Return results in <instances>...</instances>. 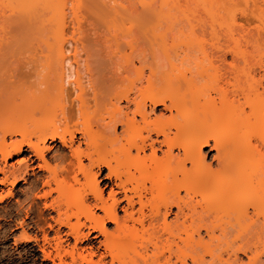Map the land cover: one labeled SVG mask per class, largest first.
Masks as SVG:
<instances>
[{"label": "bare ground", "instance_id": "bare-ground-1", "mask_svg": "<svg viewBox=\"0 0 264 264\" xmlns=\"http://www.w3.org/2000/svg\"><path fill=\"white\" fill-rule=\"evenodd\" d=\"M66 1L0 0V186L31 193L0 247L34 244L49 264H264L263 28L137 0L136 28L184 21L182 50L174 36L155 51L162 34L123 45L115 1L96 0L83 14L71 6L66 39ZM249 12L246 25L264 22ZM35 163L43 175L28 182ZM24 249L0 260L27 264Z\"/></svg>", "mask_w": 264, "mask_h": 264}, {"label": "rangeland", "instance_id": "rangeland-1", "mask_svg": "<svg viewBox=\"0 0 264 264\" xmlns=\"http://www.w3.org/2000/svg\"><path fill=\"white\" fill-rule=\"evenodd\" d=\"M66 1V0H65ZM79 1V0H78ZM88 1L89 0H80L79 1V4H75V2L73 1V0H70L69 2H68V0L66 1V2H68V4H66V7H65V11H66V18H65V20H66V27H65V33H66V39H71V37H72V31H71V21H72V19H71V17L73 16L72 15V12H71V10H70V8H72L71 6L73 5L74 7H77V8H75L76 9V12H78V11H81V14H83L84 12H85V10H87V7L90 9V7H89V5L90 4H94V1H96V0H93V2H91V1H89L90 3L88 4V6H87V3H88ZM109 1V0H108ZM110 1H115V8H117V10H116V12H118L119 14V16H118V19H116L117 20V24H118V26H116V29H117V27H119L120 25H122V22H123V25L125 26L124 27V29H121V27L122 26H120L119 28V30L117 29H115L114 31H117V33L115 34V32H114V34L116 35H114L115 36V39H116V37H118V39H116V40H120V39H125L124 40V43H123V45H127L128 43H131L130 42V38H129V36H131V38L133 39V40H135V41H137V42H139V40L138 39H140V44H143V46L145 45V43L146 42H144V41H149V40H151L150 42H153L154 40H156L155 38H157V35H155V33L156 34H158L159 33V35H164L165 36V38H162V35H161V38H160V42L158 41L157 42V40L154 42V44H156L155 45V51H158V49H159V47H161L163 44H166V46L168 45L169 46V42H170V45H172L171 43H172V39L174 38V36H175V38H174V41H175V39H176V41L175 42H173V43H175L176 45H174V46H177V48H176V50L177 51H181L182 49V44L181 43H178V41H180L181 40V42H182V40H183V38L181 39V37H179L178 36V32L180 31H183L182 33H184V31H185V29L186 28H184V21H178V23H176V24H178V25H176L175 24V27L174 28H169V26L167 25V23H162V24H158V23H153V24H151V26H149V27H147V28H142V29H139V28H136V26L134 25V16L136 15V13H139L140 12V10H142V6L140 5V3L137 1V0H110ZM107 2V1H106ZM152 2H153V8L155 9V10H167V9H171L174 13H182V12H185V11H190V10H203V9H218V10H223V11H230V12H232V17H234V20H235V25H236V27L237 26H243V28L245 27L246 29H247V32H248V28H249V31L250 32H254V31H251V30H254V29H257V28H260V29H262L263 28V30H264V26L262 25L263 23H261L259 20H255V19H250V23H249V25H246L245 23V20H244V15L242 14L243 12H244V14H245V12H249V11H255V12H263L264 13V0H169L168 1V3L165 5V4H163V2H162V0H152ZM72 3V4H71ZM111 3V6H113V8H114V4L112 3V2H110ZM90 5L91 6V8L92 7H96V6H94V5ZM80 5V6H79ZM100 6V5H99ZM79 7V8H78ZM85 7V8H84ZM67 9V10H66ZM77 9H80V10H77ZM85 9V10H84ZM96 9V8H95ZM122 10V12L125 14V15H128V17L130 16L131 17V21H124L123 19H124V17H125V15H124V17H123V15L121 14V12H119L118 10ZM124 9V10H123ZM125 9H129V11L127 10H125ZM84 10V12H82ZM70 11V12H69ZM75 11V10H74ZM130 14H129V13ZM79 14H80V12H78ZM250 13V12H249ZM127 17V18H128ZM73 18V17H72ZM126 18V17H125ZM179 19H181V18H179ZM233 19V18H232ZM126 20V19H125ZM130 20V19H129ZM253 21V22H252ZM166 22V21H165ZM234 22V21H233ZM232 22V23H233ZM126 23V24H125ZM160 23V22H159ZM158 24V28H155L154 26L155 25H157ZM169 24V23H168ZM159 25L160 26H162V27H160L159 28ZM170 25V24H169ZM154 27V29H153V27ZM237 29H238V27H237ZM236 29V30H237ZM246 29H244V30H246ZM97 30V29H96ZM100 30V33H99V31H98V39L100 40H102V38L104 37L105 38V36H107V38L106 39H108V37L109 38H111V40H110V44L111 45H113V44H115L116 42H115V40L112 38V37H114L113 35H112V33H111V35L109 34V36H108V34L107 35H105L102 31H103V28H102V31H101V29H99ZM239 30V29H238ZM120 31V32H119ZM127 31V32H126ZM119 32V33H118ZM245 33H246V31H244ZM128 33H130V35H127ZM181 33V34H182ZM185 33H186V31H185ZM185 33H184V35H185ZM236 33H239V32H236ZM242 33V32H241ZM102 34H104V35H102ZM244 34V33H243ZM119 35V36H118ZM124 35V36H123ZM180 35V34H179ZM102 36V37H101ZM110 36H112V37H110ZM127 36H128V38H127ZM163 36V37H164ZM172 38H171V37ZM179 37L178 39H177V37ZM121 37V38H120ZM125 37V38H124ZM155 37V38H154ZM103 38V39H104ZM131 39V41H132V43H133V40ZM98 40V41H99ZM100 40V41H101ZM103 41V40H102ZM118 41H117V43H118ZM122 40H120L119 42H121ZM142 42V43H141ZM144 42V43H143ZM150 42H147L146 44H148L149 43V45L151 44ZM157 42V43H156ZM162 45H161V44ZM157 44H160L161 46H159L158 45V49L156 48L157 47ZM181 44V45H180ZM178 45H180V46H178ZM145 46H147V47H145ZM144 47L145 48H148V45H145ZM150 46H152V45H150ZM153 47V46H152ZM170 47V46H169ZM98 48V47H97ZM150 48V47H149ZM174 48V49H175ZM100 49H101V47H100ZM173 49V50H174ZM171 49H169V51H170ZM103 49H101V51H99V53H97V55H98V65H100V67L104 70V72H105V70H107L106 72H108V71H110V67H111V65H110V62L108 63V61L106 62V64L104 63L105 61L104 60H106L105 58H104V56L106 55L105 54V52L106 51H104ZM125 53H128L129 52V50H127V49H125V51H124ZM103 53V54H102ZM170 53V52H169ZM71 55H72V52H71V54L69 55L68 54V56H70L71 57ZM96 55V56H97ZM104 59H103V58ZM97 58H96V60H97ZM103 59V60H102ZM70 60H71V63H72V57L70 58ZM102 61V62H101ZM104 61V62H103ZM108 64V65H107ZM106 66V67H105ZM74 68V67H73ZM106 68V69H105ZM112 68V67H111ZM109 69V70H108ZM74 70L75 69H73V72H74ZM70 87H68V90H71V89H69ZM67 89V88H66ZM49 119L50 118H48V121H49ZM51 120V119H50ZM47 121V120H46ZM47 121V122H48ZM208 149H206V151H207ZM20 159H22V158H14L13 160H11V161H9L8 162V164L10 165V164H13V163H15L16 162V160H20ZM36 164L37 163H35L34 164V169L32 170L33 172H29V174H28V182H31V181H33V174H35L36 176H40V175H43L39 170H38V168H36ZM104 174H105V172H104ZM0 181H2V175L0 174ZM28 183L27 184H24V183H22V182H20V183H18V185L16 186V188H15V192H13V193H15L14 194V197H10L8 194H9V192H10V187L9 186H5V187H1L0 186V190H1V193L0 194H2L1 196H3V200L2 201H0V237L1 236H3V232L4 231H6L7 229H8V226L7 225H9V220H8V215L11 213L13 216H15V211L14 210H16V208H17V201H18V199H19V201H18V204L21 202V201H24L25 200V196L27 195L28 197H30V195H31V193H28ZM8 190V191H7ZM21 192V193H20ZM38 191H34L33 193L34 194H36ZM25 197V198H24ZM39 201H37V203H38ZM42 203L43 202H39L37 205V207H39V211H42L41 209H42ZM37 209H34L33 211H32V215H31V217L30 218H33L34 220H36V219H38V220H36V221H39V215H40V212L38 211V213H39V215H38V213H37ZM8 212V213H7ZM36 212V213H35ZM4 213V214H3ZM22 214V216H23V213H21ZM4 215V216H3ZM38 217H36V216ZM45 220H47L48 218H47V213L45 212ZM5 216H6V218H5ZM36 218V219H35ZM4 222H6V223H4ZM233 222V221H232ZM6 229V230H5ZM242 233V231H240L239 229H238V231H232V235L230 236V240L233 238L232 236H236L237 237V233ZM51 233V232H50ZM19 234V232L18 233H16V235H18ZM29 234L30 235H33V236H36V237H38L39 239L41 238V234L38 232V231H29ZM38 234V235H37ZM40 234V235H39ZM237 234V235H236ZM239 235H241V234H239ZM40 236V237H39ZM50 236L51 237H53V233H51L50 234ZM235 238V237H234ZM13 241L10 239L7 243H5V244H2L1 246H3V247H0V249H2V250H0V256H1V254H2V252H6V250H7V252H6V254H8L9 253V255H14V257H11V258H13V259H17L18 258V255H17V253H19V252H22V250L25 248V249H34L33 251V256H34V258L32 259V258H30V259H28L27 260V264H49V263H47V262H42L41 260H42V258H41V253H39L38 252V247H36V245H34V244H30V245H27V246H21V247H14L13 246V243H12ZM68 243L70 244V245H72V243H73V241L72 240H69L68 241ZM67 243V244H68ZM41 245V244H40ZM27 247V248H26ZM23 248V249H22ZM4 249V250H3ZM15 249V250H14ZM20 249V250H19ZM24 249V250H25ZM17 250V251H16ZM37 254V255H36ZM255 255V254H254ZM254 255L252 254V255H249L248 257H244V256H239V259H240V262L242 263V264H248L249 263V259H250V257L251 258H253L254 257ZM247 258H248V260H247ZM31 260H32V262H31ZM37 260V261H36ZM17 261V260H16ZM248 261V262H247ZM7 263V261L5 262V261H1L0 260V264H6ZM18 263V262H17Z\"/></svg>", "mask_w": 264, "mask_h": 264}]
</instances>
